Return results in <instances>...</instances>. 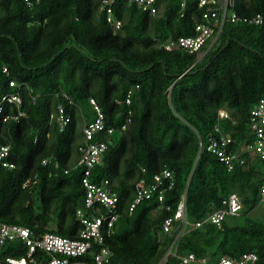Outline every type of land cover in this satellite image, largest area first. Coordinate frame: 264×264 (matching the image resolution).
<instances>
[{
	"label": "trees",
	"instance_id": "obj_1",
	"mask_svg": "<svg viewBox=\"0 0 264 264\" xmlns=\"http://www.w3.org/2000/svg\"><path fill=\"white\" fill-rule=\"evenodd\" d=\"M181 2L159 0L156 15L118 2L114 16L122 25L115 30L100 11L101 0H40L32 6L0 0V93L18 91L26 112L19 121L0 120V144H10L7 159L15 164L9 169L0 163V222L79 235L76 211L85 208V187L83 168L75 164L83 124L96 116L94 98L107 126L115 127L114 142L92 174L96 182L108 178L119 196L120 216L106 239L112 264H158L166 254L164 264H179L189 252L205 258L201 264H218L223 255L249 251L264 264L259 161L229 171L206 148L217 124L237 145L252 138L249 114L264 98V23L227 19L200 51L167 50L163 42L195 35L202 21L198 0H187L184 8ZM235 10L264 16V0H236ZM59 104L71 115L62 131L54 116ZM221 109L230 117L221 118ZM165 168L174 172L165 196L172 210L152 198L130 212L136 183L151 182ZM233 192L242 200L243 222L230 223L228 217L238 216H228L223 229L209 222L195 227ZM184 195L188 223L175 241L162 223ZM7 255L21 253L10 243L0 258Z\"/></svg>",
	"mask_w": 264,
	"mask_h": 264
},
{
	"label": "built area",
	"instance_id": "obj_2",
	"mask_svg": "<svg viewBox=\"0 0 264 264\" xmlns=\"http://www.w3.org/2000/svg\"><path fill=\"white\" fill-rule=\"evenodd\" d=\"M28 6L38 3L40 0H24ZM118 2L126 5H134L151 15H156L162 9L159 0H101L100 11L107 16L114 29L122 25V20L114 16V8ZM187 0H182L181 7L184 8ZM236 0H198L199 7L204 9L202 21L196 24V34L183 36L177 40L169 39L162 45L171 50L182 47L190 52L200 51L208 40L214 39L215 32L222 29L227 19L231 21H243L250 24L261 25L264 16L256 14L253 16L240 15L235 10ZM4 71L8 72L7 67ZM11 86H16V81H10ZM67 96V95H66ZM67 98H69L67 96ZM36 100L34 97L33 101ZM127 104L131 103V91L125 99ZM70 102H72L70 100ZM94 106L96 116L94 120L83 124V142L78 146L79 159L76 166L83 168L82 183L85 187V208L76 211V217L81 224L79 235L76 238L62 236L55 232L36 233L32 228L17 223L0 222V253L5 251L8 244L21 255H7L0 258V264H112L114 252L106 244L107 237L114 233L115 224L120 216L118 209L119 196L113 190L108 178L102 181H93L92 174L96 165L103 162L108 147L114 140L111 135L115 127L107 126L105 115L94 98L90 99ZM23 98L18 91L0 93V120L2 122L19 121L26 116L22 110ZM59 129L62 131L71 121L70 113H67L62 104L57 106L54 114ZM219 116L230 117L226 109L219 110ZM131 119H128L130 122ZM128 123L122 125L127 128ZM248 127L252 138L237 145L235 138L222 131L217 124L214 131L209 135L206 148L214 153L223 162L229 171L236 165H245L248 160H257L263 164L262 176L259 186L258 207L264 210V98L258 100L251 108ZM103 133L104 136L96 138ZM201 146L202 142H201ZM10 153V144H0V163L6 168H14L15 164L7 157ZM52 161V157L43 159L46 164ZM58 162H56V166ZM67 171V170H66ZM174 172L168 168L153 176L151 182L144 179L135 185V199L129 207L132 212L135 206L142 200L156 198L160 208L167 211L172 210V205L165 202L166 192L174 186ZM224 207L210 213L206 218L196 221L195 227H200L205 222L214 224L218 229H223L224 221L228 216H239L243 209V203L235 192L223 201ZM188 223L186 195L177 204L174 213L165 218L162 223L164 233L176 234L180 237ZM174 241V243H175ZM173 243V244H174ZM167 254L158 264H164ZM205 258H199L194 252L179 256V264H201ZM218 264H261L257 252H244L239 256L223 255Z\"/></svg>",
	"mask_w": 264,
	"mask_h": 264
},
{
	"label": "rangeland",
	"instance_id": "obj_3",
	"mask_svg": "<svg viewBox=\"0 0 264 264\" xmlns=\"http://www.w3.org/2000/svg\"><path fill=\"white\" fill-rule=\"evenodd\" d=\"M202 53L203 52H200L199 53V56H201L202 55ZM258 164L260 165V167H261V169L263 170V164H261V163H259L258 162ZM263 211V210H262ZM156 213V212H155ZM228 221L230 222V223H241V222H243V217H228ZM5 251H3V252H1L0 253V255H2V253H4ZM4 256V255H3Z\"/></svg>",
	"mask_w": 264,
	"mask_h": 264
}]
</instances>
